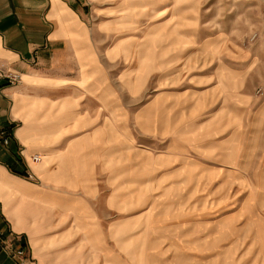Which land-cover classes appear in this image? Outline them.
Instances as JSON below:
<instances>
[{
    "label": "rangeland",
    "instance_id": "obj_1",
    "mask_svg": "<svg viewBox=\"0 0 264 264\" xmlns=\"http://www.w3.org/2000/svg\"><path fill=\"white\" fill-rule=\"evenodd\" d=\"M263 10L264 0L89 2L100 61L85 83L106 108L83 127L100 133L101 264H264ZM19 249L32 264L23 247L11 262Z\"/></svg>",
    "mask_w": 264,
    "mask_h": 264
},
{
    "label": "crops",
    "instance_id": "obj_2",
    "mask_svg": "<svg viewBox=\"0 0 264 264\" xmlns=\"http://www.w3.org/2000/svg\"><path fill=\"white\" fill-rule=\"evenodd\" d=\"M89 2L0 0V69L22 77L0 84V130L12 131L8 147L0 138V264H13L8 250L20 247L32 264H101L108 250L94 161L100 133L83 129L100 124L106 109L85 83L100 61Z\"/></svg>",
    "mask_w": 264,
    "mask_h": 264
},
{
    "label": "built area",
    "instance_id": "obj_3",
    "mask_svg": "<svg viewBox=\"0 0 264 264\" xmlns=\"http://www.w3.org/2000/svg\"><path fill=\"white\" fill-rule=\"evenodd\" d=\"M264 12V10H263ZM21 77L19 74L14 72H2L0 70V83H5L7 85H16L20 83ZM0 138L3 141V145L7 146L9 144V138L7 132L3 131L0 132ZM41 158L39 156H35L32 158V162L38 163L40 162ZM32 175H28L29 179H32ZM13 261L15 264H31L26 258L23 250H17L14 255L12 256Z\"/></svg>",
    "mask_w": 264,
    "mask_h": 264
}]
</instances>
